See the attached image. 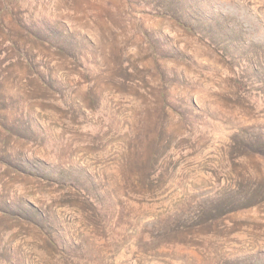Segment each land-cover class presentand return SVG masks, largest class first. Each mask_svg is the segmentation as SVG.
I'll return each instance as SVG.
<instances>
[{"label": "rangeland", "instance_id": "rangeland-1", "mask_svg": "<svg viewBox=\"0 0 264 264\" xmlns=\"http://www.w3.org/2000/svg\"><path fill=\"white\" fill-rule=\"evenodd\" d=\"M0 264H264V0H0Z\"/></svg>", "mask_w": 264, "mask_h": 264}]
</instances>
